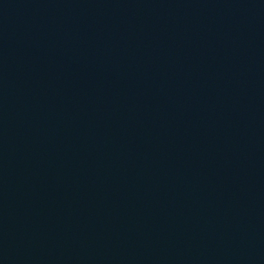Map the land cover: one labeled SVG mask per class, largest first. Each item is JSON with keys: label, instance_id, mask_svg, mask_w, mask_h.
<instances>
[{"label": "water", "instance_id": "obj_1", "mask_svg": "<svg viewBox=\"0 0 264 264\" xmlns=\"http://www.w3.org/2000/svg\"><path fill=\"white\" fill-rule=\"evenodd\" d=\"M0 264H264V33L0 0Z\"/></svg>", "mask_w": 264, "mask_h": 264}]
</instances>
